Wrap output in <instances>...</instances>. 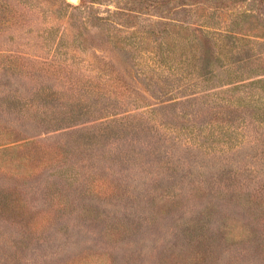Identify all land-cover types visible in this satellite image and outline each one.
I'll return each mask as SVG.
<instances>
[{
    "label": "rangeland",
    "instance_id": "obj_1",
    "mask_svg": "<svg viewBox=\"0 0 264 264\" xmlns=\"http://www.w3.org/2000/svg\"><path fill=\"white\" fill-rule=\"evenodd\" d=\"M84 1L0 0V108L16 97L24 111L0 110V127L35 134L21 116L44 89L60 101L130 90L103 66L101 49L113 46L84 24L87 11L75 8ZM165 3L142 19L169 21ZM232 13L200 6L178 18L221 30ZM261 13L242 41L254 58L264 52ZM187 34L186 23L156 53L135 40L140 87L152 95L137 134L83 147L56 131L0 146V264H264V81L232 83L221 69L201 77Z\"/></svg>",
    "mask_w": 264,
    "mask_h": 264
},
{
    "label": "trees",
    "instance_id": "obj_2",
    "mask_svg": "<svg viewBox=\"0 0 264 264\" xmlns=\"http://www.w3.org/2000/svg\"><path fill=\"white\" fill-rule=\"evenodd\" d=\"M103 2L107 5L106 16L102 15L97 7V5L105 4ZM147 2L148 0H85L83 4L75 7L82 13L87 11L84 24L87 25L89 21L90 29L100 30L108 37V45L113 46V53L108 55L101 49L103 52L101 57L105 61L103 66L107 65L113 71L114 75L111 80L118 83L122 80L130 90L125 94H118L114 91H94L89 94L71 92L65 93L66 97L62 96L63 101L59 100L62 95L60 91L44 89V91L33 94L28 104L33 111H27L21 118L29 119L31 121L29 126L33 125L38 131L27 136L24 129L5 123L6 125L0 127V146H3V150L9 149L7 146L11 144L15 149L21 147L19 142L22 139L29 140L35 135L56 131L79 135L78 138L83 147L93 146L108 138H119L126 130L137 134L140 125L135 119L140 108L148 102L149 96L152 95L140 87L136 71L139 59L134 42L137 39H148L150 44L154 43L153 53H156V50L163 44H168L176 28H183L186 23L188 34L185 38L187 45L195 51L198 75L201 77H207L209 74L217 75L221 69L224 72L227 71V81L232 83L251 79L253 78L251 75L259 77V81H264L262 78L264 52L254 58L253 54L245 52L242 46L243 38L250 35L247 31L258 26L253 25L254 22L263 20L261 8H264V0H169L170 11L174 17H170L169 21L160 19L150 20L148 23L142 17L151 14L148 11L156 6L161 8L166 3L165 0H155L153 7H149ZM111 4H114L115 9L110 8ZM200 6L212 12L232 11L233 18L221 30L197 28L185 18H178L179 13L192 12ZM255 6H257L256 9L253 8ZM156 16L164 17L163 15ZM87 28L89 29V25ZM77 31L79 35L82 30L78 28ZM122 35L125 36L121 37ZM232 39L237 41L235 48L228 43L232 42ZM127 54L131 59L127 58ZM129 99L131 101H128ZM36 102L40 103V106H35ZM3 103L0 110L8 114H23L24 112L16 97H6ZM129 103L134 104L133 110L127 109L126 106ZM147 106L153 110L157 109L150 107L151 104ZM61 153H66L65 147ZM7 166L5 165V168Z\"/></svg>",
    "mask_w": 264,
    "mask_h": 264
},
{
    "label": "water",
    "instance_id": "obj_3",
    "mask_svg": "<svg viewBox=\"0 0 264 264\" xmlns=\"http://www.w3.org/2000/svg\"><path fill=\"white\" fill-rule=\"evenodd\" d=\"M72 3H77L78 0H70Z\"/></svg>",
    "mask_w": 264,
    "mask_h": 264
}]
</instances>
